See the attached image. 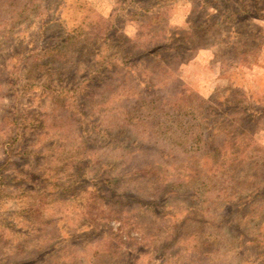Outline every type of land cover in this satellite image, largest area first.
<instances>
[{"label":"rangeland","instance_id":"rangeland-1","mask_svg":"<svg viewBox=\"0 0 264 264\" xmlns=\"http://www.w3.org/2000/svg\"><path fill=\"white\" fill-rule=\"evenodd\" d=\"M0 264H264V0H0Z\"/></svg>","mask_w":264,"mask_h":264},{"label":"trees","instance_id":"trees-1","mask_svg":"<svg viewBox=\"0 0 264 264\" xmlns=\"http://www.w3.org/2000/svg\"><path fill=\"white\" fill-rule=\"evenodd\" d=\"M155 54H157V55H160V54H162V50H161V51H158V53H155Z\"/></svg>","mask_w":264,"mask_h":264}]
</instances>
